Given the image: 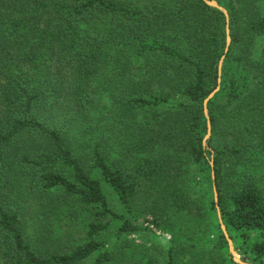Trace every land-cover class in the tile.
Listing matches in <instances>:
<instances>
[{
    "label": "trees",
    "instance_id": "16d2710c",
    "mask_svg": "<svg viewBox=\"0 0 264 264\" xmlns=\"http://www.w3.org/2000/svg\"><path fill=\"white\" fill-rule=\"evenodd\" d=\"M215 1L231 43L203 143L222 12L0 0V264H237L218 212L227 233L258 232L264 256V0ZM61 209L72 221L57 234ZM152 227L166 244L136 256L128 237Z\"/></svg>",
    "mask_w": 264,
    "mask_h": 264
},
{
    "label": "rangeland",
    "instance_id": "374dc122",
    "mask_svg": "<svg viewBox=\"0 0 264 264\" xmlns=\"http://www.w3.org/2000/svg\"><path fill=\"white\" fill-rule=\"evenodd\" d=\"M230 36V33H229ZM231 39V38H230ZM231 43V42H230ZM259 161H261L260 166L258 168V172L264 175V154H260ZM258 164V162H256ZM95 177H101L99 172L94 173ZM105 191L106 195L109 198V201L116 210L120 213H124L125 210L122 207V205L118 204L116 197L114 194L110 191L108 186L105 184ZM52 222L55 228V231L57 234H61L62 231H64L67 227V224L69 221H72L71 213H68V210L61 209L58 211H55L51 215ZM216 225L215 221L213 222V226ZM216 230V227H215ZM152 231L155 233H148V232H139L138 234H134L129 236V241H131V251L135 252L136 256H139L137 253L139 250L146 248L150 246L152 243H160L161 245H165L166 242L162 241V236H166V238H169V234L167 231L159 232L155 229V227H152ZM228 236L232 239L233 245L235 250L240 249V257L245 258L246 262L249 264H264V256L262 257H256L252 252V246L253 244L259 240V233L253 230H232L230 229L228 232ZM238 253V252H237Z\"/></svg>",
    "mask_w": 264,
    "mask_h": 264
},
{
    "label": "water",
    "instance_id": "95a60500",
    "mask_svg": "<svg viewBox=\"0 0 264 264\" xmlns=\"http://www.w3.org/2000/svg\"><path fill=\"white\" fill-rule=\"evenodd\" d=\"M203 1L208 6L214 8V9H217L220 12H222V14L225 17V21H226V28H225V30H226L225 31L226 32V44H225V49H224V55L220 58V60L218 62V66H217V74H218L217 86L207 96V98H205V100L203 101L204 115H205V117L207 119V133H206V136H205L204 141H203V143H205V141L209 138L210 132H211V126H210V122H209V119H208V112H207V107L206 106H207L208 101L210 99H212L213 96L219 91V88H220L219 84H220V80H221V68H222L223 60L225 58V54L228 51L231 39H230V36H229V27H228L229 16L227 14V11L222 6H220L215 0H211V1L203 0ZM213 194H214V201L217 202V192H216L215 188H213ZM218 218H219L220 229H221V231H222V233H223V235H224V237L226 239V242H227V245H228V250H229V253H230L231 257H232V260L235 263H237V264H249V263L246 262V259L244 257L241 258L240 255L235 250L233 242H232L231 238L228 236L226 227H225V225L222 223V221L220 219L219 212H218Z\"/></svg>",
    "mask_w": 264,
    "mask_h": 264
}]
</instances>
